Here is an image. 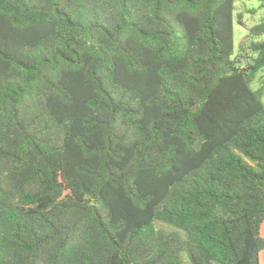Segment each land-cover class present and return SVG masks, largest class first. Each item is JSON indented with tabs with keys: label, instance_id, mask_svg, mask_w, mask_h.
<instances>
[{
	"label": "trees",
	"instance_id": "1",
	"mask_svg": "<svg viewBox=\"0 0 264 264\" xmlns=\"http://www.w3.org/2000/svg\"><path fill=\"white\" fill-rule=\"evenodd\" d=\"M235 11L0 0V264H264V19L240 65Z\"/></svg>",
	"mask_w": 264,
	"mask_h": 264
},
{
	"label": "rangeland",
	"instance_id": "2",
	"mask_svg": "<svg viewBox=\"0 0 264 264\" xmlns=\"http://www.w3.org/2000/svg\"><path fill=\"white\" fill-rule=\"evenodd\" d=\"M238 15H240L242 24L238 22ZM264 19V10L260 7L259 0H236V11L234 13V54L233 57H239L240 65H246L251 60L249 56H256L255 52H252L247 44L250 38L249 28L257 22ZM242 44V47L241 46ZM243 55V56H242ZM251 86L254 89L264 87V67L260 68L255 78L251 82ZM264 102V93L262 94ZM264 234V228H263ZM264 255V253H263ZM217 264V263H213Z\"/></svg>",
	"mask_w": 264,
	"mask_h": 264
}]
</instances>
